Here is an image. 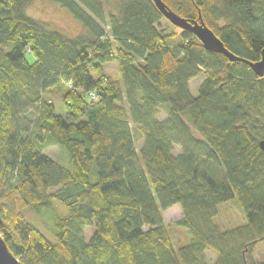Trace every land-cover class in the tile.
Masks as SVG:
<instances>
[{
	"label": "trees",
	"instance_id": "1",
	"mask_svg": "<svg viewBox=\"0 0 264 264\" xmlns=\"http://www.w3.org/2000/svg\"><path fill=\"white\" fill-rule=\"evenodd\" d=\"M31 1L0 0V234L11 253L22 264H264L253 257L264 243V76L162 28L152 0H50L81 24L74 37L29 17ZM162 1L261 60L264 0ZM56 87L64 114L44 96ZM53 144L70 167L42 152ZM233 200L244 222L221 228L219 206ZM175 204L190 235L177 247L163 221ZM25 211L49 214L48 235Z\"/></svg>",
	"mask_w": 264,
	"mask_h": 264
},
{
	"label": "rangeland",
	"instance_id": "2",
	"mask_svg": "<svg viewBox=\"0 0 264 264\" xmlns=\"http://www.w3.org/2000/svg\"><path fill=\"white\" fill-rule=\"evenodd\" d=\"M26 14L38 21L43 22L47 28L58 31L66 36L74 37L80 34L83 31L81 24L73 17V15L63 6L58 3L52 2L50 0H32L26 7ZM167 19H164L160 22L162 28L167 27L168 31H174L175 33L180 32V28L174 26L167 22ZM112 65V66H111ZM117 66L116 62L108 64L105 66V69L114 79H119L120 76L115 69ZM204 76H198L193 78L190 81V90L193 95L198 93V86L203 81ZM64 89L61 87L58 89L51 88L44 92V96L50 99L56 107V112L59 114L65 113V107L62 103V95ZM156 117L160 120H163L167 117V108L166 106H160ZM141 145V140L135 141L136 149L138 150ZM181 151V148L178 144L174 145L173 153L178 155ZM44 154L52 157L53 159L59 161L64 166L70 167L69 156L65 149L61 146L53 144L45 147L42 151ZM54 209L59 214H66L65 210L58 203H54ZM25 215L29 220L37 224L47 235L48 231L44 226L45 220L49 219L48 213L35 214L32 211H25ZM182 217V211L178 204L173 205L172 207L163 211V221L165 225L169 227V233L174 243V246L185 244L189 241L190 235L186 229L176 226L174 223ZM215 222L221 228H228L242 224L244 222V215L242 209L236 200H233L228 203L221 204L219 206L218 214L215 218ZM94 228L87 226L84 229V235L87 240L90 239ZM206 256L209 260H213L216 256V252L213 250H207ZM254 259L260 261L264 260V243L258 242L254 248L253 252Z\"/></svg>",
	"mask_w": 264,
	"mask_h": 264
},
{
	"label": "water",
	"instance_id": "3",
	"mask_svg": "<svg viewBox=\"0 0 264 264\" xmlns=\"http://www.w3.org/2000/svg\"><path fill=\"white\" fill-rule=\"evenodd\" d=\"M157 9L162 13L165 19H167L174 26L192 33L201 42L204 49L207 51L222 54L228 58L229 61H244L247 63L253 72L258 77L264 76V50L262 51V58L256 62H250L243 60L231 52H229L221 42V40L214 34V32L207 27L201 17L198 20H187L173 10L168 8L162 0H152ZM259 146L264 150V138L259 141ZM3 220L0 216V228L2 226ZM0 264H22L19 259H17L7 247L3 237L0 234Z\"/></svg>",
	"mask_w": 264,
	"mask_h": 264
}]
</instances>
